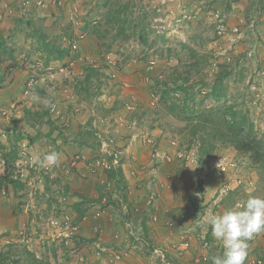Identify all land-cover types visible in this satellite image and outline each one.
Masks as SVG:
<instances>
[{
    "label": "rangeland",
    "instance_id": "1",
    "mask_svg": "<svg viewBox=\"0 0 264 264\" xmlns=\"http://www.w3.org/2000/svg\"><path fill=\"white\" fill-rule=\"evenodd\" d=\"M60 1L0 0V42L2 48L6 50V53L0 54V75L4 72H10L11 76L18 81V87L13 91H16L14 93L15 105L6 107L8 108L7 114H0V122L2 123H0V140L8 142L11 149L16 146L18 150L14 174L17 173L19 168L26 166L25 162L27 160L34 161L35 158L43 156L44 151L50 145L52 146L50 150L54 151L58 140L62 141V143L59 141L61 143L59 146L64 142L67 143L65 140H68V142L73 141L74 144L70 145H73L74 150L70 148V151H73L70 152V156L77 151L88 156L97 155L100 153V138L104 137L102 134H107L105 130H111L117 137L112 143L117 142V140L119 143H123L128 130H131L130 127L134 126L133 121L135 120L139 133L150 138V144L153 145L148 146V149L142 147L143 150L141 148L140 151L143 154L140 151L135 154L139 157V160L140 156L144 154L146 157L145 152L149 150L148 164L153 165V160L156 164H159L153 156L155 149L158 150L160 155L170 154L171 156L175 155L177 150H186L191 159H194L193 162H190V165H186L190 171L186 178L184 176L177 179V172L185 167L183 165L181 167L180 162H176L171 166L165 164V162L159 168L163 176L173 173L172 178L174 180L182 181L184 185L177 190L187 195L188 203H191L192 206H195V202H197L196 176L203 174L202 172H205L207 168L209 171L206 172H210V167L213 168L218 163L227 164L237 161L241 163L239 167L241 176L254 181L252 187L240 188L230 193L222 201L217 200V202L213 192L211 194L206 193L204 197L212 206L208 203V211L202 217H205V220L200 216L198 218L200 220L199 224H202V220H204L205 222H203L209 226L207 221L212 215L221 214L237 203L242 204L249 195L264 197V180H261L258 170L251 166L248 154H240L234 147L222 144L219 139H212L210 127L206 130L200 128L198 134L193 136L191 129L194 127V123L202 125L200 120L198 122L199 118L188 120L183 112L178 113L170 110L168 112L167 109L169 108L161 104L159 97L157 98L156 95V89L159 87L156 85L158 80L161 86L164 82L174 86L173 79L175 77L180 76L178 83L182 84L184 83V77L188 76L187 85L190 86L193 91L192 97L195 98L189 100V105L198 110L197 114L207 111V118H210V121L212 120L213 123L217 121L224 125V120L229 118L225 110L229 105H233L237 114L247 117L246 124L252 123L254 125L256 135L264 138V0ZM120 5H128L129 17H134L136 20L133 24L134 27L128 30L129 37L116 35L115 23H107L111 7L115 9ZM249 18L254 19L248 23ZM84 23L86 26H90L89 28L100 23L101 34H105L104 37L83 31L81 27ZM253 23L254 25H252ZM221 24L226 27V32L223 34L218 33ZM236 26L239 27L238 32H234L232 29ZM70 32L80 36V54L89 56V64L98 68L100 77L93 79L89 91L80 88L76 84L78 87L75 88L77 92L74 90L76 97L71 101H67V104L61 108L63 118L56 120L58 124H55V126L58 127L51 135L48 131L49 126L47 124L41 126L38 123L39 119L34 117L32 113L50 110L51 104L58 103L60 98L66 101L67 96L63 97L64 92L62 90L64 88L70 89L80 76H86L87 71L85 70L86 64H83L78 58L74 60L70 56L57 59L54 57V53L51 54L48 49L46 51L44 48L46 43L54 44L53 41L61 47H68L70 37L65 33ZM141 33L145 34V41L142 40ZM106 44L111 45V47L108 48ZM169 48L173 49L170 54L168 52ZM192 51L195 52V56H193ZM11 52L12 59L8 55ZM197 59H200V65L194 66ZM72 60L74 62L70 66ZM151 61H154L152 67H150ZM47 65L53 66L51 73H47L46 69H43ZM62 65L70 66L71 71L77 68L78 72L82 71L83 73L82 75L74 73L71 76H67L65 73L61 74L59 69ZM10 66H12V70L9 71ZM38 68L42 70H38ZM45 72L47 75H45ZM31 74L39 78V85L32 90L31 95L25 97L22 91L23 83L20 86L19 82L24 76ZM219 81H222L220 86L224 94L221 99H217L212 94L213 86ZM125 82L128 85H125ZM15 83L16 81L13 82L14 85H16ZM124 91H135V96H138V99L128 101L135 105V108L131 109L133 111L126 112L123 109L117 112L110 111V108H112L110 106H114L116 100L121 101L117 96L124 95ZM11 92L8 94H11ZM49 92H51L50 98L48 97ZM91 92H102L105 96L96 97L95 93L91 94ZM183 94V91H180L179 95L181 97L178 98H182ZM11 97L6 98L11 99ZM1 98L4 99L2 95ZM90 99L97 102L99 109L97 114L108 123L114 122L116 126L112 125L105 130L102 126L97 127V130L95 127L94 129L91 127V130L88 129L90 133H84L82 139L92 145L76 147L75 139L77 140L79 136L78 133L75 134L77 130H74L70 125L72 119H67L66 114L67 112L68 114H71V112L76 113V110L79 111L83 108V102H89ZM4 103L6 104V102ZM101 104L103 105L99 108ZM104 104H109V106H104ZM22 109H24V113L20 112L22 117L19 119L17 113ZM27 109L31 111V114H26ZM50 116L51 118H57L61 114L58 115L50 111ZM111 116H118L116 120H121L116 121ZM33 122H37L36 125L33 126ZM184 125H187V127H183ZM121 128H126L127 132L125 131L124 135L120 133ZM39 130L43 134L36 136ZM19 135L22 137H19ZM32 136L37 137V142L34 144L29 140V137ZM201 136L205 138V142L212 139L216 146L208 165L201 164V159L208 157L206 154L201 153ZM27 142L32 144L34 150L29 151L28 147L31 148V146ZM60 151L59 148L56 153L60 154ZM41 152L43 153L40 154ZM62 153L64 155L69 154V151L65 149ZM161 161L162 159L159 162ZM76 168V171L75 169L64 170V175L70 179H60L61 182H64L62 186L69 188L68 195L63 191L60 198H54L52 196L58 194L57 190L61 191V186L57 188L54 183L47 180L48 177H54L44 172L38 173L40 167L36 169L37 173L34 168L28 167L27 176L24 177V180L20 179L24 185L18 187L17 202L22 204L24 199L27 198L28 192L31 193L32 198H34V201H31L34 204V207H32L34 209L33 215L38 216V220L33 221L34 224L29 228V233L32 236L30 242L23 241L19 237V231L16 232L17 235L15 236H12V233L11 236L5 238L0 235V264H17L16 260H20L21 256H23L21 258L26 256L28 258L22 259L19 264H27L31 253L40 256L42 261L40 264H79L76 261L78 257L75 256L73 251L75 249L79 251L81 248L77 240L67 235L68 229L65 227V220L75 222L78 218H82L84 224V217L98 213L99 208L102 209L101 211H105L101 212L99 222L110 221L121 231L117 243L121 244L120 249L126 250L128 253V264L131 259L139 255L141 245L137 244L139 242L135 240L143 231L140 226H136L135 232L138 233L132 236L126 225L122 223L125 218L124 209L120 210L117 207L118 198H121L124 194L118 192V188L121 185L123 186V183L115 180L112 185L114 190L107 191L108 186L105 189L103 184H100L102 177H105V172L90 173L82 164H79ZM147 169L148 166L146 165ZM102 183L104 182L102 181ZM88 189H91V193ZM93 189L95 193H93ZM78 192L86 194L83 195L84 199L78 201ZM116 193L118 196H116ZM173 197L177 200L174 194ZM49 200L52 202H48ZM61 200L63 201L61 202ZM57 202L58 205H56ZM46 204H49L52 208H47V212L43 209ZM97 204L101 206H97ZM103 204H105L106 210H103ZM199 206L198 203V209ZM41 208L42 213H45L43 218L39 217V215H42ZM53 210L57 216L61 214L58 216L60 221L57 225H52L50 220L52 215H56L51 214ZM192 215L194 220L196 219L195 215L198 216L195 213H192ZM35 218L33 219L35 220ZM87 228H89V225H87ZM101 228H103L101 240L104 239V243H108L114 237L113 235L111 237L108 230L106 231L104 223ZM110 231L112 232V230ZM108 233L110 234L108 235ZM198 234L195 238H192V243L194 242L195 245L199 241L197 243L198 248L195 250L192 247L188 252L189 254L190 251H192V254L194 252L198 253L201 250L200 248L208 251L210 255L217 250L216 248L220 243L214 239L208 241V246H205L208 248L201 247V241L204 239L199 235L204 233ZM83 236L86 237L87 242L94 240L93 233L83 234ZM262 236L264 237V234ZM90 246H93V244L90 243ZM149 249L147 247L143 252L145 256L143 257L147 260V263L163 264L159 260L149 257ZM253 254L254 252H251L252 256ZM90 255H88V260L96 264L94 256ZM172 256L175 264H182L174 255ZM193 256L198 258L200 255L195 254ZM213 256H217V254H213ZM192 258H190V262L189 257L182 258L181 261L184 264H202V262L210 264L212 262V260L209 262L206 260L192 263Z\"/></svg>",
    "mask_w": 264,
    "mask_h": 264
},
{
    "label": "crops",
    "instance_id": "2",
    "mask_svg": "<svg viewBox=\"0 0 264 264\" xmlns=\"http://www.w3.org/2000/svg\"><path fill=\"white\" fill-rule=\"evenodd\" d=\"M74 73H79L80 75H82V71L78 72V69L75 68L73 71H71V73L69 74V76H71ZM78 77V76H77ZM84 76H80L79 79H82ZM77 81L78 79L72 84L70 89L64 88L62 90V92H64L62 95L65 98L66 96H68V94H70L71 92L73 93V91L75 90L77 92ZM80 82V80H79ZM21 84V82H19ZM126 83V82H125ZM16 85H11L9 86L7 89H0V99L1 95L4 97V99L2 100L3 102H6V104H8V106L12 103V102H16V100H14V93L13 92L15 89H17V85H18V81H16L15 83ZM77 84V85H76ZM125 85H128V83H126ZM79 87L81 88V85H79ZM6 91V92H4ZM13 93H12V92ZM9 92H11V94H8ZM51 93V92H49ZM124 95H118L117 97H119L121 99V101H117L113 104L114 106H110L112 108H110V111H114L117 112L119 110L126 111V112H131L133 110H128L127 108H125V103H127L128 101H132V99L136 100L138 99V96H135L136 92L135 91H124L123 92ZM11 97V99L6 98V97ZM95 96V95H92ZM105 96V94H103L102 92H98L96 93V97H103ZM107 96V95H106ZM93 98V97H91ZM62 98H60L61 100ZM63 100V99H62ZM93 101V102H91ZM103 104L100 105L99 108H101ZM25 106V105H22ZM104 106H109V104H104ZM128 106V105H127ZM63 108V106H62ZM97 110L98 109V105L97 102L95 100H91L89 102H83V108L80 109L79 111L76 110V113L71 112V114H66L67 119H72V123L70 124L71 127L75 131L74 133L77 134L79 138L76 141V147H86L91 146L92 144L90 142H86L82 139V135L84 133H90L91 127L96 123V130L98 129L97 127L100 128V126L103 127V130L109 128L110 126L114 125V122L108 123V121H106L104 118H102L101 116H99L97 114ZM24 113V109H22L21 111H19L17 113V116L22 117L21 113ZM112 112V113H114ZM20 113V114H19ZM61 116L57 117V118H52L55 121V124H58L56 122L57 119L59 118H63ZM128 114V113H126ZM112 118L114 116H111ZM115 116L114 119L116 120ZM80 120V122H79ZM113 120V119H112ZM121 120V119H120ZM120 120H116V121H120ZM123 120V119H122ZM20 122V121H19ZM18 122V123H19ZM1 123V122H0ZM17 123V124H18ZM2 124V123H1ZM19 125V124H18ZM48 125V124H47ZM48 131L51 132V128L50 125ZM116 126V125H114ZM58 127V126H57ZM101 127V129H102ZM119 127V126H118ZM56 128V127H55ZM131 130H128V134L126 135L124 142L123 143H119V141L117 140V142H115V144L117 146H125L127 148V153L129 154L130 158L126 160V162L124 163V166L122 168L123 170V186L121 185L120 188H118V192L124 193L122 195L121 198H118V202H117V207L120 208V210H122V208L124 209V215L125 218L121 221L123 224L126 225L127 229H129V225L131 226V228L134 231V234H137L135 232V228L137 227H141V230L143 231L142 234L141 232L139 233L140 236H138V242L137 244L141 245V248H139L141 251L139 252V255L133 259L130 260L129 264H148L147 260H145V256H144V250L147 249V246L151 243H153V246H164V247H168L171 243H173V241L181 239L182 237H184V235L186 234V232L188 231H192L194 232V237L195 238L198 234V232L200 231L203 232L204 234H198L200 237H202L204 240L201 241V247L204 246V248H208L205 246H208L209 242L208 241H212L214 238L211 234V226H207V224H205L204 220L205 217L202 218L204 216L205 213H207L208 211V203L210 206H212L210 204V202H208L205 199V195L206 193L211 194L213 192V189H215L217 187V181H208V183L200 189L195 190L196 194H197V202H195V206H192L191 203H188V197L187 195L183 194L181 191H178L177 189H179V187L183 186L184 184L182 183V181H176L174 180V178H172L173 173H170L169 175L163 176L161 174V172L159 171V168L162 164L165 163L164 160H162V163L156 164L153 160V165L148 161V152H145L147 154V156L145 157L144 155L140 156V160L138 159L139 157L135 156V154H137V152H139L141 150V148H147L148 146H151L152 144L148 143L146 141V139L142 136H139L138 138L136 137L137 134L134 133L136 128H134V126L130 127ZM59 129V128H57ZM90 129V130H88ZM126 128H121L120 129V133L121 135H124ZM42 130V128H41ZM41 130H39V132L36 133V136L38 135H42L43 133L41 132ZM56 129L53 130V132ZM107 131V134H102L104 135L105 138H107L108 140H110V142L112 143L113 140L117 139V137L114 135V133L111 130H105ZM51 132V135L52 133ZM127 132V131H126ZM100 134V133H99ZM46 135V133H45ZM36 136H32L29 137L30 142H33V144L35 142H37V137ZM135 136V140L133 143L130 142L131 138ZM122 137V136H121ZM34 138V139H33ZM1 139V138H0ZM57 141V140H56ZM60 140H58V143L55 145V152H57V150L60 148V154H59V159L63 160V162H65L64 160L68 159V157L70 156V148L73 147V145L70 144H74L73 141H67L64 142L61 146H59L62 141H60L61 143H59ZM0 142L3 144L4 148L0 147V157H1V161L2 163L0 164V180L2 179V177L5 174V158L3 156V154L7 151H9L11 148L9 146L8 142L5 141H1ZM29 144L30 147H28L30 150L32 151L33 146L31 143L27 142ZM90 143V144H88ZM113 145V143H112ZM153 146V145H152ZM52 146L50 145L49 148H46V150L44 151V154L51 152ZM142 148V150H143ZM67 150L69 151V154H65L62 153L63 150ZM71 150H74V148H72ZM145 150V149H144ZM78 152V151H77ZM141 152V151H140ZM43 152H41L40 154H42ZM75 153V152H74ZM143 154V152H141ZM152 153V150H151ZM43 154V155H44ZM18 155V154H17ZM39 155V154H38ZM152 156V155H151ZM43 156H41L42 158ZM16 162H17V157L15 160V166H16ZM66 163V162H65ZM168 165H174V164H170V163H165ZM146 165L148 166V169L146 170ZM190 165V162L187 164ZM149 169V167H151ZM180 166L182 167V164H180ZM75 169V171L77 170V168H73V170ZM184 169L186 170V174H185V178L187 177V174L190 173L189 168L187 166L184 167ZM13 171V170H12ZM137 174V176H135V174ZM160 175V177H159ZM61 178H65V179H70L68 177H66L64 175V172L62 171H57L56 172V176L54 174V178H49L47 180H50L51 183H54L55 186L58 188L59 186H61V191L59 192V190H57L58 194L55 196H52L54 198H58L60 195H63V191L65 194L68 195L69 188H65V186H62V184L64 185V182L60 181ZM115 180H119V177L110 176V173H106L105 177H102V181L103 182H107L109 184V187H107L106 183H102V181L100 180V184H103V186L107 187V191H113L114 188H112V185L114 184L113 181ZM120 181V180H119ZM174 183V188L172 187ZM72 184V182H70ZM78 183V182H77ZM22 186V185H21ZM18 186H14L12 183H3L2 187L0 188V235H2L4 238L5 237H9L11 236L10 234L12 233V236L17 235L16 232H20L21 228L25 225L28 228L30 226H32L34 224V222L36 221V219L38 220V216H35V214L33 215L34 209L32 207H34V204L31 201H34V198H32L31 193L28 192V196L26 199H24V202L22 204H18L17 202V197L19 196V191H18ZM90 188V187H89ZM64 189V190H63ZM89 191L91 189H88ZM75 191H79V190H75ZM95 190L93 189V193ZM91 193V191H90ZM176 193V197L177 200L173 197V194ZM180 194V195H179ZM83 195L86 194H81L78 192L77 196L79 198L78 201H80L79 199H84ZM116 196H118V194L116 193ZM179 199V201H178ZM53 200V199H52ZM213 200V199H212ZM51 200H49L48 202H50ZM52 202V201H51ZM105 203V202H104ZM198 203L200 204L199 209H198ZM56 205H58V202L56 203ZM31 207V208H30ZM47 208H51V206L49 204H46V206L43 208L46 210V212L48 211ZM197 208V209H196ZM52 209V208H51ZM60 209V207H59ZM40 212L42 213V208L40 210ZM55 212L54 210L52 211V213ZM51 213V214H52ZM198 214V216L196 217L195 215V220L193 219L194 216L192 217L191 214ZM45 213L43 212L42 215H39L40 218H43V215ZM184 215V216H182ZM154 216H158V221H155L153 218ZM201 216L202 219V224L200 223V220L198 219ZM34 217L35 220L33 219ZM95 217V216H93ZM93 217H89L87 219V222L83 224V231L82 233L87 235L88 233H95L96 228H99L101 226H106V231L108 230V232L111 233V237L112 235H114L115 233L118 234V237L121 236V231L119 230L118 227H116L115 225L111 224L110 221L104 222L102 221V223H100L99 221H97L95 218ZM34 221V222H33ZM171 221V223L169 224L168 222ZM204 221V222H203ZM175 222H177L175 224ZM146 223V226L144 225ZM204 223V224H203ZM138 224V225H137ZM87 225H89V228H87ZM137 226V227H136ZM116 227V229H115ZM104 228V227H103ZM114 228V229H111ZM105 229V228H104ZM112 230V232L110 231ZM202 230V231H201ZM114 232V233H113ZM197 232V233H196ZM108 233V235L110 234ZM129 233V232H128ZM196 233V234H195ZM210 234V239H207V234ZM262 234L264 233H260L259 236H257V244L258 246H262L264 247V237L262 236ZM148 235L149 238L151 240L148 239ZM124 237H126L124 235ZM199 237V238H200ZM198 238V240H199ZM151 241L150 243L148 242ZM215 240V239H214ZM199 241L196 242V245L194 243H192V246L195 248V250L198 248L197 243ZM218 243H220L218 241ZM256 243V242H255ZM136 244V243H135ZM219 246L216 248L217 250L212 252L211 255L208 251H204L205 249L200 248L201 250L198 253H193L192 251H190V254L188 253L189 251H187L185 254H183L180 257H176L180 263L184 264L181 259L182 258H187L189 257V262H190V258H192V263H196L194 261L195 257L193 255H208L209 256V261L212 260L213 254H217L218 255H222L223 252V248L221 243L218 244ZM256 248V250L254 251L253 257L255 256H259L260 255V250L259 248ZM122 247V246H121ZM256 247V244H255ZM142 252V253H141ZM144 256V257H143ZM23 257V256H21ZM150 258H154V256L149 255ZM28 258L27 256L25 258L22 259H26ZM147 258V257H146ZM173 259V258H172ZM174 260V259H173ZM158 261V260H157ZM206 264L207 262H202V264ZM200 264V263H198ZM212 264V262L210 263ZM245 264H252L250 263L248 257L245 260Z\"/></svg>",
    "mask_w": 264,
    "mask_h": 264
},
{
    "label": "trees",
    "instance_id": "3",
    "mask_svg": "<svg viewBox=\"0 0 264 264\" xmlns=\"http://www.w3.org/2000/svg\"><path fill=\"white\" fill-rule=\"evenodd\" d=\"M229 4V3H228ZM129 7L128 5H120L116 7L115 9L111 7V10L108 13V18H107V23L110 24V22L115 23V26L117 28V33L116 35H120L123 37H129L130 34L128 30L131 27H134L133 24H135V19L134 17H129L128 14ZM255 18V17H254ZM253 18V19H254ZM252 18H249L250 23ZM87 24V23H86ZM90 26H86L85 23L81 27L83 31L86 33L90 34H99V36L104 37L105 34H101V24L99 23L98 25L93 26L92 28H89ZM68 37H70V44L73 45L74 41H78V48L77 49H72V47L69 45L68 47H61L57 43L53 41L54 44L46 43L44 45L45 50L48 49L51 54H55L54 57L57 59H62L63 57H70L72 56L75 59L81 57L83 54H80V46L79 42L81 41L80 36L78 34H73V32L70 33H65ZM142 37V40H146L145 34L141 33L140 34ZM108 48L111 47V45H108ZM2 43L0 42V54H3L4 52L6 53L5 48H2ZM50 48V49H49ZM47 51V50H46ZM173 51L172 48H169L168 52L169 54ZM193 56H195V52L192 51ZM9 57L12 59V52L8 54ZM73 61V60H72ZM82 63L86 64L85 65V70L86 71V76L84 75V78L78 79L77 84L78 86L81 85V88H84L85 90L89 91L92 87L93 79L94 78H99L100 74L98 72V68H95L92 66L90 63L89 57H83L81 59ZM108 66H112L110 64H106ZM115 65H117L115 63ZM200 65V59H197L196 63H194V66H199ZM226 71V70H225ZM180 79V76L175 77L174 80V86L169 85L168 82H164L163 86L160 85L159 80L157 81V86H159L156 89V95L159 97V100L161 101V104H164L167 106V111H175V112H183L185 113V117L188 120H195L196 117L201 121L202 125L200 124H195L194 127L191 129V134L193 136H196L198 134V131L200 128L206 130V128L210 127L211 128V135L212 139H219L222 144H226L228 146H232L240 154H248L250 157L251 161V166L253 168H256L258 170V173L260 175L261 180H264V138L258 137L256 135V132L254 130V125L252 123L246 124L247 117L245 115H240L237 114L236 111H234V106L229 105L227 109L225 110L226 115L229 116L228 119L224 120V125L220 124L219 122L216 121V123H213L212 120L210 121V118H207V111H203L199 114H197L198 110L194 109L189 105V100H191L193 97V91L190 89V86L187 85L189 81V77H184V83L179 84L178 80ZM220 79V78H219ZM15 78L12 77L9 74H4L0 78V89L7 88L11 86L14 82ZM80 80V82H79ZM222 81H219L213 86L212 89V94L217 98L221 99L224 94L222 92V87L220 86V83ZM183 91V96L182 98L181 95H179V92ZM95 92H91L93 94ZM96 95V93H95ZM178 98V100H176ZM195 98H193L194 100ZM158 100V101H159ZM203 101V100H201ZM26 114L29 115L31 114L30 110H26ZM212 113V112H210ZM34 117L39 119L38 123L42 126L43 124H48L50 125L51 132L55 129V121L51 118L50 116V111L49 109L41 112V111H36L32 113ZM211 115V114H210ZM225 119V118H224ZM197 122V123H198ZM37 123V122H36ZM35 122L32 123V125H36ZM183 127H187V125H184ZM182 127V128H183ZM40 128V127H39ZM180 129V128H179ZM50 132V134H51ZM19 137H22L19 135ZM194 138V137H193ZM34 139V138H33ZM205 142V138L201 136V141H202V146L200 148L202 154H206L208 157L206 159H201V164L202 165H208L210 162L211 155L213 154V151L215 150L216 146L213 143V140ZM13 143H15L13 141ZM0 147L4 148L3 144L0 142ZM18 154V150L15 146V148L10 149L9 151L5 152L3 154L5 158V174L0 180V188L2 187V184L5 183H12L14 186H21L24 185L22 182L18 179L13 178L14 170L16 168L15 166V160ZM13 170V171H12ZM110 176H116L119 177V180L123 182V170L120 168L118 171L117 170H110ZM200 185H202V182H200ZM201 187V186H200ZM81 219L78 218V220L73 222V224L80 222ZM146 226V223L144 224ZM148 239L149 238L148 235ZM207 239H210V234H207ZM148 242L150 243L151 241ZM153 244V243H152ZM151 243L147 246L148 248H151L153 245ZM116 247H119L117 243H114ZM152 249V248H151ZM150 250V249H149ZM56 253V249L54 250ZM22 258L20 257V260H16V263L19 264L21 263ZM29 264H40L39 259L31 253L30 258H29Z\"/></svg>",
    "mask_w": 264,
    "mask_h": 264
},
{
    "label": "clouds",
    "instance_id": "4",
    "mask_svg": "<svg viewBox=\"0 0 264 264\" xmlns=\"http://www.w3.org/2000/svg\"><path fill=\"white\" fill-rule=\"evenodd\" d=\"M69 45L72 47L71 44H69ZM83 57L88 58L89 56H81V58L79 57L78 59L81 60ZM73 62L74 61H71L70 66L73 65ZM150 63H151L150 67H152L154 64V61H151ZM62 66H66V65H62ZM70 66H68V68ZM48 67H49V65L44 66V68H43V69H46L47 73H49V71H50V69H48ZM10 70H12V66L9 67V71ZM38 70H42V69L38 68ZM69 70H70V68L68 69V71ZM68 71L67 72H60L59 71V72L61 74L65 73L67 76H69V74L71 73V70H70V72H68ZM47 73L45 75H47ZM4 74L11 75L10 72H8V73L4 72L2 75H0V78L2 76H4ZM45 75H43V76H45ZM32 76H35V75L31 74V75H27L26 77L24 76V78L20 81L21 84L23 83L22 91H23V95L25 97L31 95L32 90L34 88H36L37 85H39L38 84L39 78L36 76V78L38 79L37 85L34 86L33 88H31V92L29 94H26L24 92L25 87L27 85V80H28V78H30ZM14 81H17V80H14ZM21 84H20V86H21ZM7 88H4V89H7ZM72 94H74L76 96L75 91H73V93L71 92L70 94H68V96H71ZM50 96H51V93H49L48 97L50 98ZM68 96L66 97V99H67L66 101H63L60 99H58V100L61 101L62 104L65 103V105H66L67 101H71V99H69ZM0 102H1V104H3L5 106V108L8 106L1 99H0ZM15 103L12 102L10 105H12V107H13L15 105ZM124 107L127 108L128 110H131L132 108L133 109L135 108V105H133V103L127 102V103H125ZM6 110L8 113V108H6ZM0 114H2L1 111H0ZM134 121H133V123H134ZM136 125H137V122H136V124H134V128H136L134 133L137 134V138L139 136L143 137V135H141L139 133L138 127ZM92 127L94 129V126H92ZM144 138L147 139L148 137L144 136ZM176 150H177V148H176ZM191 161L193 162L194 159H190L189 161H186V160L182 161V160H179L178 158H175V160L173 162H166V161L165 162L170 163V164H175L176 162H180L179 164L186 166ZM34 163H36L40 168H43L46 170L50 169L54 166L59 165V163H60L59 154L56 153L55 151L48 152V153L44 154L42 158L41 157L35 158ZM157 163H162V161L157 162ZM4 164H5V162H4ZM205 168H207V167H205ZM206 171H209V169L207 168ZM206 171L202 172L203 174H198L196 176L197 181H195V185H196L195 189L197 190V189L203 188L208 183V181H214V180L217 181V187L215 189H213V193H214L215 198H216L215 200L217 201L218 200L217 197L219 196L218 191L220 188V180L221 179H220L219 175L216 173L215 166L213 168L210 167V172H206ZM185 173H186V170H184V169H181L180 171H178L177 172V179L183 178L185 176ZM14 175L15 174H13V178H14ZM18 180H20V179H18ZM200 182H202V185H200ZM243 187L244 186L236 188L233 191H230L228 194H226L222 197V200L225 199V197H227L230 193L235 192L236 190L243 188ZM174 195L176 197L177 194L174 193ZM60 197L61 196H59L58 198H60ZM222 200H218V201H222ZM62 201L63 200H61V202ZM99 205L100 204H97V206H99ZM102 207H103V210H106L105 204H103ZM101 210L102 209L99 208L98 213L93 214L89 217L95 216L93 218H95L97 221H99L100 216H101V212H105V211H101ZM52 214H56V213L53 212ZM60 215H58V216H60ZM58 216H57V214L54 216L52 215L50 220L52 218H56V219H58V221H60L59 220L60 218ZM89 217L88 216L84 217V220L86 221ZM65 223H66L65 227L68 229L67 235L69 237L77 240L79 247L82 249V250L80 249L79 251H78V249H75V251H73L75 253V256L78 257V259L76 261L79 264H93L92 261L88 260L89 254H91L90 256H94V261L97 262L96 264H103L104 261H102V259L101 260L97 259L96 256L94 255V251H95V248L97 246V243L99 242L105 246H110V245L115 246L114 243H117V240H119L118 239L119 237H115L116 234L119 233V232H117L113 235L114 238H112L111 241H108V243H106V242L104 243L105 240L104 239L101 240V233L103 231V228L99 227V228H96V230H95L94 240L87 242L88 240L82 234V231H83V220H82V218H81L80 222L75 223V224H73V222H71V221L69 222L68 219L65 220ZM207 223L211 226V234H212L213 238L215 240L219 241L222 245V248H223L222 255L212 257V264H245V260H246L247 255H248V252H247L248 246H249L248 242L251 241L254 238V236L257 239V236H259V234L261 232H264V197L249 195L247 200L245 202H243L242 204L237 203L235 206L228 208L227 210L223 211V213H221V214L212 215L209 218V220L207 221ZM73 226H77L78 229L75 233H73L72 235H69L71 228ZM26 228H27V231L29 233V228H31V226L29 228L26 226ZM19 237H21L20 234H19ZM256 239H255V241L253 240L252 245H251V248H252L251 252L252 253L256 250V248L258 246V244H257L258 242ZM7 242L10 243L9 240H7ZM90 243H92L93 246H90ZM255 244H256V247H255ZM117 245L119 247H116V246L115 247L119 250H122V249H120L121 244L117 243ZM156 246H158V245H156ZM28 247H29V245H28ZM153 247H155V246H152L151 247L152 249L150 248L149 255H151ZM162 247H164V246H162ZM259 247H261V246H258V248ZM164 248H166V247H164ZM123 251H126V250H123ZM33 254L37 257V259H39L40 263H42L40 256H38L35 253H33ZM79 256H83L84 260H80ZM169 256H171V258H173L172 254H170V253H169ZM206 256H208V255H206ZM209 259L210 258L208 256V260ZM157 260H159V259H157ZM194 261H195V259H194ZM27 264H29V261L27 262Z\"/></svg>",
    "mask_w": 264,
    "mask_h": 264
},
{
    "label": "built area",
    "instance_id": "5",
    "mask_svg": "<svg viewBox=\"0 0 264 264\" xmlns=\"http://www.w3.org/2000/svg\"><path fill=\"white\" fill-rule=\"evenodd\" d=\"M252 25H254V23ZM232 29L234 32L239 31L238 26L233 27ZM225 32H226V27L224 24H221V26L218 28V33L223 34ZM72 48L73 49L78 48V41L73 42ZM48 69H50V71L53 70V66H49ZM68 69H69L68 66H61L59 71L67 72ZM50 71L49 73H51ZM68 72H70V70ZM37 83H38V79L36 78V76H32L28 78L27 85L25 87L24 92L26 94H29L31 92V88L36 86ZM75 97L76 96L74 94H72L71 96H68V98L71 100ZM59 103H60V108H59ZM64 105L65 103L62 104L61 101H59L58 103H52L50 106V111L55 112L59 115L62 113L61 108ZM0 111L2 112V114L7 113L5 106L1 104V102H0ZM134 123L136 124L135 121ZM94 126L96 127V123L94 124ZM136 137L133 136L130 142L133 143ZM146 141L150 143L151 139L147 138ZM173 144H175V142H173ZM154 152L155 153L153 154V156L155 158V161L157 162H159L160 159L166 162H173L175 158H178L179 160H182V161L184 160L189 161L191 159V157L186 152V150L176 151L175 155H172V156L170 154L160 155L157 149H155ZM129 157L130 156L127 153V148L125 146H117V145L114 146L112 145L110 140L102 136L100 138V153H98L97 155L88 156L87 154L83 152H76L72 154V156H70L68 159L64 160L66 163L63 162V160L59 159L60 163L58 166H54L47 170L40 168V171L38 173L41 174V172H44L46 174H49L51 177H54V174L56 176L57 171L61 170L64 172L65 169L69 171L70 169L77 167L79 164H82L83 166H85V168H87L90 171V173H93V174H99V173H104V172L108 173L110 172V170L118 171L120 168H123L124 163L126 162L127 159H129ZM25 164L26 166L24 168L18 169L17 173L14 175L15 179L24 180V177L27 176L28 167L34 168L35 172L37 173L36 169H38L39 166H37L36 163H34V161L27 160ZM240 166H241V163L237 161L229 162L227 164L218 163L215 166L216 173L219 175L221 179L220 188L218 191L219 196L217 197L218 200H222V197L224 195L228 194L230 191L235 190L236 188H239L242 186H244V188L246 187L250 188L254 185V181L252 179L244 178L241 176L239 172ZM104 183H106L107 186L109 187V184L107 182H104ZM153 219L155 221H158V216H154ZM51 223L52 225H57L59 221L56 218H52ZM168 223L170 224L171 221H169ZM77 229H78L77 226H73L71 228L69 235H72L73 233H75ZM129 231H130V234H132V236H135L134 231L130 225H129ZM19 234L21 235V238L23 241L26 240L27 242H30L32 240V237L28 233L25 225L21 228ZM193 234L194 232L192 231L186 232L184 237L173 241V243H171L166 248L162 246H155L153 247L151 255L154 256L156 259H159L163 264H175L171 256H169V253L176 257H180L183 254H185L187 251L191 250L193 247L192 246V238L194 236ZM115 237H118V234H116ZM137 238L135 241H138ZM254 238L248 242L249 246L247 250L248 252L247 257L250 263L252 264H264V247L262 246L259 247V250H260L259 256L257 255L253 257L250 253L252 250L251 248L252 242L253 240L255 241L256 239ZM94 255L96 256L97 259H100V260L102 259V261H104L103 264H128V260H127L128 253L126 251L117 249L113 245L105 246L98 242L95 248V251H94ZM79 259L84 260V257L79 256ZM206 260H208V256L206 255H200L198 258H195L196 262H202Z\"/></svg>",
    "mask_w": 264,
    "mask_h": 264
}]
</instances>
